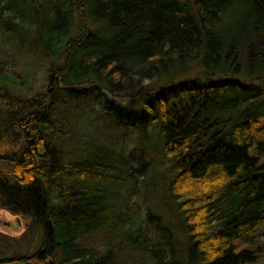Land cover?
<instances>
[{"label":"trees","instance_id":"trees-1","mask_svg":"<svg viewBox=\"0 0 264 264\" xmlns=\"http://www.w3.org/2000/svg\"><path fill=\"white\" fill-rule=\"evenodd\" d=\"M0 39L44 66L40 89L23 95L0 75V162L11 166L0 168V207L40 232L37 264H117V233L159 264H188L146 201L147 177L165 164L193 264L257 261L246 247L264 220V162L248 150L264 147V122L237 111L260 95L238 94L245 82H264V0H0ZM191 63L207 82L163 92ZM87 85L139 96L158 123L151 157L77 135L61 92ZM97 235L103 247L88 245Z\"/></svg>","mask_w":264,"mask_h":264},{"label":"rangeland","instance_id":"rangeland-1","mask_svg":"<svg viewBox=\"0 0 264 264\" xmlns=\"http://www.w3.org/2000/svg\"><path fill=\"white\" fill-rule=\"evenodd\" d=\"M43 68L44 66L39 61L28 58L27 55L17 51L0 39V75L13 79L12 86H8L16 93L23 95L28 90L30 92L39 90L43 81ZM200 73L201 68L199 65L191 63L188 70L176 79L181 82L180 84H172L167 87V90L164 89L162 91L169 93V90H172V94L173 89L182 84L184 85L183 87L205 84L207 80ZM248 75L249 73L245 72L243 77L246 78ZM24 78L27 84L23 81ZM166 79V76L162 80L154 77L150 84L157 91L166 84ZM207 79L208 83H212L231 78ZM0 85L4 86L5 84L0 81ZM244 87V90L239 91L243 93L238 94L252 95L260 92V95H258L257 99L249 101L242 108L240 107L237 112L239 114L246 110L257 112L262 122H264L263 79L245 82ZM73 92L71 94L68 90L62 91L61 99L65 102L63 104L65 106L64 111L69 116L71 115L72 126L79 137L81 135L88 140H96L100 144L112 145L114 149L119 150L123 154L133 156L135 162L140 160L141 149L145 148L146 151L142 153V156L146 158L152 156L151 149L157 141L158 123L157 126L151 124V121H149L150 114L146 113L148 119L143 117L145 112L139 96L134 92L114 95L91 85L77 87ZM150 99L152 97L147 100ZM156 109L157 107L155 106V111ZM238 115L235 120L241 118ZM140 122L142 123L140 124ZM248 154L264 162V147L253 145L249 148ZM137 166L135 164L136 168H138ZM169 166V164H165L156 168L154 165L153 170L147 177L146 201L173 230L176 239L175 245L181 254V258L188 264H193L195 259L192 255L195 250L187 244V237L184 234L181 221L182 218L179 216L167 192L169 181L172 177ZM0 168L4 171H9L11 166L5 162H0ZM139 176L142 177L143 175ZM114 234L116 235V233ZM117 234L118 236H114L113 239L108 236L110 241L114 243L112 249L117 255V264H159L147 251L129 246L122 241L119 233ZM257 235H259L258 242L252 247L246 248L253 250L257 256V261L253 264H264V220L257 227ZM39 236V231L31 230L29 218L23 215H13L8 210L0 207V264H8L7 258L14 255L28 257L25 261L37 264L31 254L40 244ZM104 241V235H97L91 238L87 244L100 248L103 247Z\"/></svg>","mask_w":264,"mask_h":264},{"label":"water","instance_id":"water-1","mask_svg":"<svg viewBox=\"0 0 264 264\" xmlns=\"http://www.w3.org/2000/svg\"><path fill=\"white\" fill-rule=\"evenodd\" d=\"M9 264H31V262H29V261H25V262L16 261V262H11Z\"/></svg>","mask_w":264,"mask_h":264}]
</instances>
